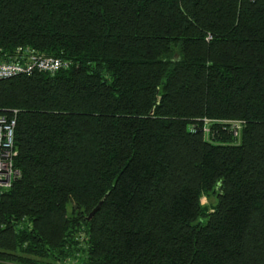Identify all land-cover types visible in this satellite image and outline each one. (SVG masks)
Returning a JSON list of instances; mask_svg holds the SVG:
<instances>
[{"label": "trees", "instance_id": "obj_1", "mask_svg": "<svg viewBox=\"0 0 264 264\" xmlns=\"http://www.w3.org/2000/svg\"><path fill=\"white\" fill-rule=\"evenodd\" d=\"M17 48L67 67L0 81V264H264V0H0Z\"/></svg>", "mask_w": 264, "mask_h": 264}, {"label": "built area", "instance_id": "obj_2", "mask_svg": "<svg viewBox=\"0 0 264 264\" xmlns=\"http://www.w3.org/2000/svg\"><path fill=\"white\" fill-rule=\"evenodd\" d=\"M65 67L67 62L61 59L44 56L28 48H17L14 55L0 59V81L34 72L52 76ZM16 116L15 109L0 111V194L9 189L20 176V172L14 167V159L17 156L14 146ZM237 129L238 127L234 126V136L238 135Z\"/></svg>", "mask_w": 264, "mask_h": 264}, {"label": "water", "instance_id": "obj_3", "mask_svg": "<svg viewBox=\"0 0 264 264\" xmlns=\"http://www.w3.org/2000/svg\"><path fill=\"white\" fill-rule=\"evenodd\" d=\"M71 203H72V205H73V208H75V205H74V203H73L72 200H71ZM101 203H102V201H100V202L95 206V208H94V209L88 214V216L86 217L87 220H90V219L93 217V215L99 210Z\"/></svg>", "mask_w": 264, "mask_h": 264}, {"label": "rangeland", "instance_id": "obj_4", "mask_svg": "<svg viewBox=\"0 0 264 264\" xmlns=\"http://www.w3.org/2000/svg\"><path fill=\"white\" fill-rule=\"evenodd\" d=\"M201 203L203 205H208L209 207H211L213 204H215V200L213 198L207 199L205 196H203L201 198Z\"/></svg>", "mask_w": 264, "mask_h": 264}]
</instances>
